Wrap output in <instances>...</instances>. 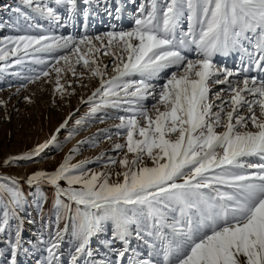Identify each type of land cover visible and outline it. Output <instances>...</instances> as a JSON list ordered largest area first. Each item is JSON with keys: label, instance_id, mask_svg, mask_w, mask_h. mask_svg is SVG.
Listing matches in <instances>:
<instances>
[{"label": "snow or ice", "instance_id": "obj_1", "mask_svg": "<svg viewBox=\"0 0 264 264\" xmlns=\"http://www.w3.org/2000/svg\"><path fill=\"white\" fill-rule=\"evenodd\" d=\"M100 2L112 15L111 0ZM22 3L52 20L60 19L61 6L70 20L81 12L89 16L78 0ZM14 11L26 27L0 39V74L43 66L29 67L33 74L23 78H50L63 99L69 94L64 76L85 77L79 65L89 78H99L82 101L91 105L90 116L109 107L128 113L114 126L126 137L115 150L126 152L104 165L118 164L122 171H92L87 159L72 163L76 147L54 170L35 171L23 182L55 191V231L40 240L47 253L42 264H62L60 249L69 234L70 264H264V0H146L130 29L113 25L102 35L79 37L37 32L41 25L31 23L33 15L21 7ZM115 11L119 19L120 9ZM233 53L240 55L238 71L214 63ZM103 56L111 57V67L101 64ZM214 85L227 86L214 94L219 104L209 96ZM67 126L65 120L57 133ZM50 145L62 147L53 135L0 164L33 160ZM9 179L10 186L0 184V234L13 235L15 222L8 243L10 264H17L18 253L28 251L20 216L27 198L21 181ZM45 203L41 196L37 206ZM94 241L105 248L103 259L96 258Z\"/></svg>", "mask_w": 264, "mask_h": 264}, {"label": "rangeland", "instance_id": "obj_2", "mask_svg": "<svg viewBox=\"0 0 264 264\" xmlns=\"http://www.w3.org/2000/svg\"><path fill=\"white\" fill-rule=\"evenodd\" d=\"M51 6L54 0H46ZM146 0H111L109 7L112 15L104 10L105 5L100 0H88V4H84V0H78V4L89 11V16L85 18L83 13H79L74 19H69L66 8L63 6L58 8L59 20H52L46 17H40L32 13L31 9H27L23 5L22 0H0V39L7 36L21 34L18 29L26 27L25 22L14 11L15 8L21 7L34 16L31 23H38L44 34L74 36L79 37L84 34L102 35L108 31L125 29L128 30L134 26V19L138 13V5L145 3ZM120 9L119 19H116V8ZM19 21V23H18ZM35 34V33H33ZM189 58H195L194 54L189 53ZM44 59L52 60L48 54H42ZM111 57L103 56L101 64L110 65ZM214 63L226 66L233 71H238L240 66V55L233 53L229 56H217ZM3 67V62H0ZM35 68L37 71L43 69L40 65L16 66L10 68L7 73L0 74V162L7 160L12 156H21L31 152L38 145L49 140L53 135L57 137V143L62 147L57 148L56 145H50L40 156L34 157L33 160H24L13 162L11 165L0 164V184L11 185V178H18L21 183L33 172L38 170L52 171L59 166L60 163L70 154V151L79 147L80 151L74 154L72 163H78L85 159L91 161L87 167L92 171L118 172L122 171L117 164L114 168L104 167L109 157L122 158L124 151L115 150L116 143H126V137L122 130H118L114 126L119 124L120 115H128L121 109L103 108L95 116H90V104L83 103L91 96L92 92L99 86V78H89V74L82 67L77 65V72H84V79H77L68 72L62 79V83H66L67 93L63 99L59 94L54 92V84L47 82L50 78H42L35 83H28L23 77L32 75L28 68ZM14 72H20V76L12 75ZM111 76L113 73L108 72ZM251 75H257L253 70ZM52 74L51 79H54ZM235 80L236 77H230ZM162 79L160 83H164ZM27 83V87L22 85ZM83 85V86H82ZM226 85H214L209 94L216 104L220 101L215 100V93ZM227 93H225V96ZM26 98L31 99V103ZM99 103V99L96 101ZM155 101L149 98L145 101V105L151 108ZM215 110V109H214ZM244 112V109H241ZM103 116L104 122H99V117ZM69 117H71L69 119ZM68 120L67 128L61 129L57 133L60 125ZM80 120L81 124L77 125L76 121ZM221 129H218L220 131ZM120 135H117V132ZM74 133L71 140H68L69 133ZM111 135V139L107 136ZM87 143H80L83 141ZM95 141V143H93ZM98 158H102L99 159ZM132 155L129 154V159ZM98 161V162H97ZM149 166L151 161L147 160ZM113 181L116 179L113 174ZM122 179V177H121ZM27 203L22 209L20 216L22 217V236L24 247L28 249L27 253L19 252L17 255V264H42L47 253L45 245L40 242L42 238H46L48 232L55 231V191L52 186L44 185L42 189L37 190L32 186L23 184ZM43 196L47 201L42 207L37 206V201ZM51 225V229L49 228ZM15 222H13V235L5 237L0 234V264H10V245L9 239H14ZM43 234V236H42ZM99 255L98 260L103 259L105 248L98 241L93 242ZM74 240L71 234L66 235L61 246L62 256L60 257L62 264H70V255Z\"/></svg>", "mask_w": 264, "mask_h": 264}]
</instances>
